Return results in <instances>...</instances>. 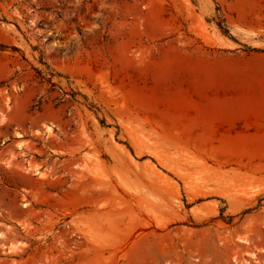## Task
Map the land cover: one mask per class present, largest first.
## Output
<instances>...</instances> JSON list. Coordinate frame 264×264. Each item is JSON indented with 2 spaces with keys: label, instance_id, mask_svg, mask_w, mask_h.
Returning <instances> with one entry per match:
<instances>
[{
  "label": "rangeland",
  "instance_id": "374dc122",
  "mask_svg": "<svg viewBox=\"0 0 264 264\" xmlns=\"http://www.w3.org/2000/svg\"><path fill=\"white\" fill-rule=\"evenodd\" d=\"M0 264H264V0H0Z\"/></svg>",
  "mask_w": 264,
  "mask_h": 264
}]
</instances>
